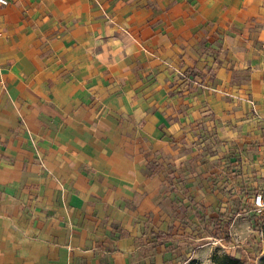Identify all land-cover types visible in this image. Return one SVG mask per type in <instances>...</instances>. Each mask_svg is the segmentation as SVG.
<instances>
[{"label": "crops", "instance_id": "1", "mask_svg": "<svg viewBox=\"0 0 264 264\" xmlns=\"http://www.w3.org/2000/svg\"><path fill=\"white\" fill-rule=\"evenodd\" d=\"M263 189L264 0L0 7V264L233 254Z\"/></svg>", "mask_w": 264, "mask_h": 264}, {"label": "rangeland", "instance_id": "2", "mask_svg": "<svg viewBox=\"0 0 264 264\" xmlns=\"http://www.w3.org/2000/svg\"><path fill=\"white\" fill-rule=\"evenodd\" d=\"M248 221V224L254 232L259 235L260 240H254L253 236L249 234L247 237L249 242L242 247H235V248H226L229 249L233 253V255L239 256L240 258L244 259L245 264H260L261 260L264 259V213L263 217L261 216H254L252 213H246L242 216ZM252 220V221H251ZM259 227L263 228V232L259 233ZM253 232V233H254ZM228 252L225 248H221L218 252ZM213 253V252H212ZM229 253V252H228ZM186 264V263H185ZM197 264H216L212 261V257L210 255V259H202L198 261Z\"/></svg>", "mask_w": 264, "mask_h": 264}, {"label": "trees", "instance_id": "3", "mask_svg": "<svg viewBox=\"0 0 264 264\" xmlns=\"http://www.w3.org/2000/svg\"><path fill=\"white\" fill-rule=\"evenodd\" d=\"M212 261L216 264H245L244 259L240 258L239 256L233 255L228 252L219 253L215 251L211 254ZM197 259H188L186 264H197ZM260 264H264V259L261 260Z\"/></svg>", "mask_w": 264, "mask_h": 264}, {"label": "built area", "instance_id": "4", "mask_svg": "<svg viewBox=\"0 0 264 264\" xmlns=\"http://www.w3.org/2000/svg\"><path fill=\"white\" fill-rule=\"evenodd\" d=\"M8 3V0H0V7ZM252 205L256 215H263L264 213V189L258 190L253 194ZM260 232H263V228L259 227Z\"/></svg>", "mask_w": 264, "mask_h": 264}]
</instances>
